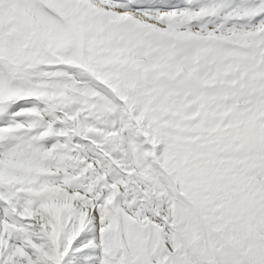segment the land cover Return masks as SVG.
Wrapping results in <instances>:
<instances>
[{
    "label": "snow or ice",
    "instance_id": "obj_1",
    "mask_svg": "<svg viewBox=\"0 0 264 264\" xmlns=\"http://www.w3.org/2000/svg\"><path fill=\"white\" fill-rule=\"evenodd\" d=\"M0 264H264V0H0Z\"/></svg>",
    "mask_w": 264,
    "mask_h": 264
}]
</instances>
